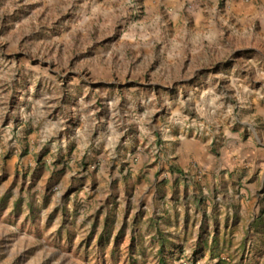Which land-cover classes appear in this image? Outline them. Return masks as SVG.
Wrapping results in <instances>:
<instances>
[{"label":"rangeland","instance_id":"374dc122","mask_svg":"<svg viewBox=\"0 0 264 264\" xmlns=\"http://www.w3.org/2000/svg\"><path fill=\"white\" fill-rule=\"evenodd\" d=\"M248 137L260 143L257 169L176 158L194 139L219 159ZM262 145L264 0H0V264L260 253L264 244L210 243L234 230L209 222L264 231ZM215 176L217 187L200 185ZM208 194L237 212L188 211Z\"/></svg>","mask_w":264,"mask_h":264},{"label":"crops","instance_id":"0c3cea01","mask_svg":"<svg viewBox=\"0 0 264 264\" xmlns=\"http://www.w3.org/2000/svg\"><path fill=\"white\" fill-rule=\"evenodd\" d=\"M176 0H160V4L168 6L169 4H174ZM243 139V138H242ZM237 142V141H228L226 145H224L221 148V155L223 157H220L219 159L214 158L211 154L208 153V148L207 145L204 144V142L200 139L198 140H192L190 142H184L181 144V146H178L177 151H176V158H179V161H185L187 160H199L200 165H202L203 169L205 170H214L216 168V165L218 164L219 168H223L224 166L222 165L221 162L219 161H225L226 165H239V164H244L246 162H252L253 163V169H257L258 164H260V159L262 158V154L259 152V149L257 148V145H259V141L255 139L256 142L253 141V139L250 137L246 138L245 140H242ZM264 147V145H262ZM180 155V156H179ZM226 157V159H224ZM223 158V160H222ZM259 176V175H258ZM176 178L177 175H174ZM261 180H264V174H261L260 176ZM211 179H203V178H198L201 179L199 181L200 185L207 184H212L214 181L215 187L220 182V179L218 177H210ZM195 183L191 185H187L188 188L194 189L193 191L199 190V187L196 185V179H194ZM224 186V185H222ZM232 185H228L227 189L224 191L225 194H228V197L233 201L234 197L238 198H243V193L244 190H241L240 195H235L232 187ZM255 186V184H254ZM184 188V198H187V195L185 194L186 186H183ZM213 185L211 186V195H215L214 190L212 189ZM219 188V187H218ZM182 189V188H181ZM202 191L204 194L208 193V190L206 188H202ZM253 194V190H249ZM191 195L193 192H190ZM220 197V196H219ZM248 198V196H246ZM208 206H201L200 204H189V208L191 213H197L200 212L201 208H203V213L208 214V217H212V212H217V210H221L222 212H229L230 214H233L237 212L236 207L229 205V207L226 204L219 203L218 206H216L215 201H213L212 197L208 194ZM222 199L219 201L221 202ZM212 201V203H211ZM181 206L178 207V211L181 213H187V206L185 204H180ZM248 202L244 203L242 202V205L240 207V212L241 214H244L248 210ZM261 208V207H260ZM188 220L183 217L182 223L184 224V227H186ZM207 222V221H206ZM250 224V223H249ZM249 224L244 223L243 221H237V222H209V228L218 227L220 229L224 228L225 231L234 230V232L231 233V236L229 237L227 234V237L219 236V238H209L210 243H214L215 245L220 244L223 245L225 244H231L233 246H251L254 244H264V231L259 232L256 231V233H252L253 235L251 237L246 236L247 231L249 229ZM190 225V224H189ZM237 230V231H235ZM257 230H259L257 228ZM216 249V247H215ZM212 249H204L203 253L198 254V257L201 259H204L205 261L210 260L213 262L212 264H234L237 263L238 260H243L245 261V264H250V263H256V264H264V251L260 253H255L253 251H247V252H240V251H232L231 253H226V254H216V251ZM241 250V249H240ZM211 264V263H210Z\"/></svg>","mask_w":264,"mask_h":264}]
</instances>
